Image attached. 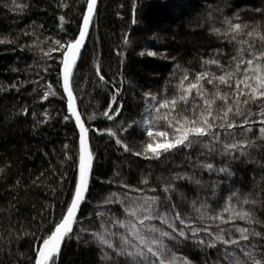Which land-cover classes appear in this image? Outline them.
Masks as SVG:
<instances>
[{
  "label": "trees",
  "instance_id": "obj_1",
  "mask_svg": "<svg viewBox=\"0 0 264 264\" xmlns=\"http://www.w3.org/2000/svg\"><path fill=\"white\" fill-rule=\"evenodd\" d=\"M246 2L98 1L91 33L71 83L94 156L92 180L57 264H117L123 258L102 248L92 233H116L110 238L118 242L125 229L115 221L128 218L126 204L143 203L145 198L157 196L168 203L165 197L169 193L163 191L166 182L176 185L171 202L193 227L213 234L222 228L229 238L235 239L239 238V232L235 231L238 227H254L264 233V224L248 225L243 220L233 223L229 219L231 213L223 211L231 192L238 190L241 197L257 201L256 218L264 221V141L259 139L260 120L264 118L259 116L255 105L250 106L256 113L251 117L254 123L243 124V117L232 116L238 126L245 129L250 126L252 132H241L239 127L230 130L235 139L251 137L256 141L257 147L249 149L251 159L221 155L219 143L214 144L216 151L209 152L203 147L211 143L208 137L192 148L173 150L159 159L134 154L142 152L146 142H152L147 127L141 128L144 112L146 119L153 120L154 132L174 131L162 117L167 115L171 119L176 113L160 105L181 95L179 86L185 75L188 79L183 80V86L187 88L201 72L220 76L229 70V65L234 66L233 57L238 55V49L247 48V44L239 42L251 38L232 33L236 36L232 39L229 27L213 33L207 31L205 24L208 16L223 5ZM86 4L87 0H0V264H35L41 239L54 230L66 213L74 191L79 139L66 113L60 68L62 52L76 39ZM244 22L241 25L247 26L245 32L253 29L264 32V16ZM153 30H171L174 37H165L158 46L155 37L149 35ZM254 42L260 46L258 39ZM143 45L152 46L158 56L138 54L135 48H145ZM162 52L166 56L162 57ZM210 60L218 61L219 65L205 63ZM134 80L151 90L150 97L134 92ZM202 83L214 91L212 84ZM219 87L231 91L225 85ZM194 104L203 105L195 89L188 104L180 103L176 112L187 108L183 114L192 116ZM217 132L222 141L233 139L223 130ZM117 139L128 144L131 151H125ZM207 163L213 164V170L201 167ZM221 167L229 168L234 175L219 173ZM177 174L193 180L175 179ZM205 200L214 208L213 215H222L229 222L209 219L207 213L200 219L192 204L196 202L199 208ZM232 203L244 209L253 207L236 205L235 197ZM152 223L169 230L159 220ZM174 223L188 231L179 221ZM200 237L208 239L205 232ZM252 242L264 250V239L254 237ZM247 243L241 241V245ZM225 247L219 244L216 248L204 247L189 239L178 246L176 255L190 258L193 264H229L224 257ZM105 251L114 260L102 259ZM230 251L245 259L237 246H231Z\"/></svg>",
  "mask_w": 264,
  "mask_h": 264
},
{
  "label": "snow or ice",
  "instance_id": "obj_2",
  "mask_svg": "<svg viewBox=\"0 0 264 264\" xmlns=\"http://www.w3.org/2000/svg\"><path fill=\"white\" fill-rule=\"evenodd\" d=\"M96 4L97 0H87L86 14L83 15V27L79 31V38L67 44L62 52L63 85L64 91L67 93V106L80 129L78 177L74 184L73 194L66 207V213L54 225V230H50V234L40 241V246L34 258L35 264H57L62 244L72 232L73 225L77 223V213L86 198V194L89 192V184L92 180L94 156L90 149L88 129L74 107L71 81L80 50L89 31ZM256 11H264V9H256ZM228 24L229 35L237 33L251 38L239 42L241 45L247 44V48L241 47L238 49V55L233 57L234 66L229 65V70L225 71L223 75L216 76L207 71L201 72L195 78V82L190 83L187 88L183 86V80L188 79L185 75L179 86L181 95L171 100L166 99L160 105L161 108H168L171 112L176 113L171 119L167 115L162 117L168 120L169 126L173 127L174 131L171 134L166 131L154 132L152 130L154 126L152 119L141 121V126L147 127V136L152 142H146L143 151L135 152V155L159 159L164 153L181 148H192L195 144L201 143L205 137H208L211 143L203 144V147L208 148L209 152L216 151L214 144L219 143L221 144V149H219L221 155H229L233 158L247 156L251 159L249 149L257 147L256 141L251 137L242 140L235 139V134L230 130L239 127L241 132H252L250 126L245 129L243 125L238 126L232 119V116L243 117V124H250L251 117L256 115L252 111L251 105H255L259 109V116L264 118V32H258L255 29L245 32L246 25L232 24L231 21H228ZM232 39H236V36L232 35ZM257 39L260 41L259 47L254 42ZM140 55L143 56L145 53L141 52ZM147 55L155 56L156 53L149 51ZM245 57L247 58L245 59ZM205 63L219 65L216 60L206 61ZM101 80H103L102 76ZM202 81L212 84L214 91L206 89ZM219 85H225L231 91L225 92ZM193 89L196 90V96L203 101V105L194 104L191 109L192 116L183 114L188 111L187 108L182 109L181 112H176L180 103L188 104V97ZM218 101L221 103H217ZM113 102H116L115 97H113ZM156 111L159 112V108ZM109 118L111 119V117ZM160 118L157 117V119ZM251 122L254 123L255 121ZM260 124L262 126L259 128V139L264 141V119L260 120ZM131 126L128 125V127ZM217 129L223 130L226 136H232L233 139L222 141ZM124 131H127V128ZM109 134L115 135L112 132ZM116 142L118 144L123 143L120 139H117ZM123 147L125 151H131L128 144L123 143ZM201 167L211 171L214 166L212 163H207L202 164ZM218 172L229 177L234 175L227 167L219 168ZM181 178L193 180V177H181L179 174L175 177V179ZM144 182L147 183V180ZM194 182L200 183L199 180ZM176 190V185L170 182L165 183L163 191L169 193L165 197L168 203H165L159 196L145 198L143 203L138 201L128 202L125 206V213L128 218L124 221H115L121 228L125 229L124 233L119 234L118 242L110 238L115 237L116 233L105 231L104 233H92V235L102 248L110 249L115 257L123 258L117 261V264H193L190 258L176 255L179 250L178 246L189 239L194 240L198 245L209 248H216L218 244L226 246L224 257L229 260V264H264V250H260L261 246L252 242L254 237L264 239V233L257 231L254 227H238L235 231L239 232V238L235 239L229 238L228 233L222 228L213 234L207 229L193 227L177 210L176 204L171 202V193ZM181 197L183 198V193H181ZM233 197H235L236 205H251L253 207L244 209L233 206ZM256 203L255 199L249 196L241 197L238 190H233L223 211L231 213L229 219L233 223H235V220H243L248 225L264 224V221L256 218L254 208ZM192 207L199 214L200 219H203L207 213L209 219H220L224 223L229 222L222 215L219 217L213 215L214 208L206 200L201 202L199 208L196 207V202H193ZM154 220H159L160 224L166 225L170 231L152 223ZM174 221H179L181 225H185L188 231H185L184 227L177 228ZM81 231H86V229L81 228ZM189 232L191 235H189ZM201 232L206 233L207 240L200 237ZM241 241L248 243L241 245ZM233 245L239 248L245 259L241 260L235 251H230ZM102 259L112 261L114 256L105 251Z\"/></svg>",
  "mask_w": 264,
  "mask_h": 264
},
{
  "label": "rangeland",
  "instance_id": "obj_3",
  "mask_svg": "<svg viewBox=\"0 0 264 264\" xmlns=\"http://www.w3.org/2000/svg\"><path fill=\"white\" fill-rule=\"evenodd\" d=\"M256 9H264V0H248L246 4L242 5H230V6H224L219 8L217 11H215L213 14L208 16L206 19L205 28L209 32L218 33L219 31H224L226 28L229 27L228 21H231L232 24H245L244 20H251L253 18H259L260 16H264V11H256ZM244 19V20H243ZM157 29H160V27H156ZM161 30H153L152 33H149V35L155 37L154 43H156L158 46L162 45V40L165 37H174V33L169 30L166 32H159ZM156 39L158 41H156ZM144 46V45H143ZM145 47V46H144ZM135 51L140 54L141 52H144L147 54L149 51L155 52L152 50V46H146L145 48H142V46H138L135 48ZM156 53V52H155ZM166 53H160V55L166 56ZM158 54L154 57H157ZM141 70V69H140ZM133 87L134 92L144 95V97L148 98L150 97V89L146 87H141V84L138 80L133 81ZM148 108V107H147ZM147 118L146 112L143 114V118L141 121L145 120ZM141 128H145L142 127Z\"/></svg>",
  "mask_w": 264,
  "mask_h": 264
},
{
  "label": "water",
  "instance_id": "obj_4",
  "mask_svg": "<svg viewBox=\"0 0 264 264\" xmlns=\"http://www.w3.org/2000/svg\"><path fill=\"white\" fill-rule=\"evenodd\" d=\"M98 1H99V0H97L96 8H95L94 15H93V18H92V21H91L90 27H89L88 34H87V36H86V38H85L84 45H83V47H82L81 50H80V55H79V57H78V59H77L76 67H75L74 70H73L72 79H73V76H74L75 71H76V69H77V66H78V64H79V61H80V59H81V57H82V55H83V52H84V50H85V48H86V45H87V42H88V39H89V36H90V33H91V29H92V26H93V23H94V19H95V16H96V11H97V6H98ZM84 14H86V7H85ZM84 14H83V15H84ZM82 27H83V18H82L81 23H80L79 31L82 29ZM79 31H78V34H77L76 39L79 38ZM62 59H63V57H62ZM71 83H72V81H71ZM60 86H61L62 94H63L64 99H65V102H66V113H67V115L71 118V120H72V122H73V125H74V127H75V129H76V131H77L78 139L80 140V129H79V126L77 125V123H76V121H75V117L72 116L71 113L69 112V110H68V106H67V93L64 91V85H63V64H62V63H61V68H60ZM74 107L76 108L77 112L79 113V110H78L77 105H76L75 98H74ZM79 115H80V113H79ZM81 121L83 122L82 118H81ZM83 123H84V122H83ZM84 125H85V124H84ZM89 144H90V143H89ZM78 149H79V145H78ZM90 149H91V148H90ZM93 166H94V162H93ZM86 195H87V194H86ZM85 200H86V198H85ZM85 200L82 202V204H81V206H80V209H79V211H78V213H77V218H78L79 212H80V210H81V208H82V206H83ZM73 228H74V225H73ZM72 232H73V230H72ZM72 232L69 234V237L71 236ZM69 237H66V238H65V242L62 244L61 251H62L63 246L65 245V243H66L67 240L69 239ZM60 254H61V253H60Z\"/></svg>",
  "mask_w": 264,
  "mask_h": 264
}]
</instances>
